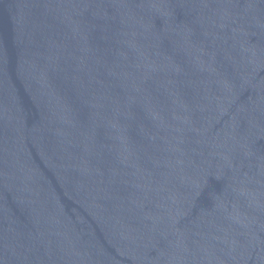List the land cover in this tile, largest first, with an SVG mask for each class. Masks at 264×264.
<instances>
[{
    "label": "water",
    "instance_id": "95a60500",
    "mask_svg": "<svg viewBox=\"0 0 264 264\" xmlns=\"http://www.w3.org/2000/svg\"><path fill=\"white\" fill-rule=\"evenodd\" d=\"M0 264H264V0H0Z\"/></svg>",
    "mask_w": 264,
    "mask_h": 264
}]
</instances>
